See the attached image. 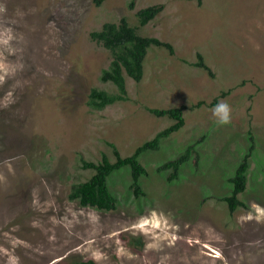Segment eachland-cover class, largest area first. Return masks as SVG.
<instances>
[{
    "label": "rangeland",
    "instance_id": "obj_1",
    "mask_svg": "<svg viewBox=\"0 0 264 264\" xmlns=\"http://www.w3.org/2000/svg\"><path fill=\"white\" fill-rule=\"evenodd\" d=\"M199 1L0 0V264H264V0ZM154 4L165 8L141 26L138 11ZM123 17L175 52L151 46L142 81L126 76L128 99L96 109L92 89L117 88L101 79L112 53L90 34ZM218 96L227 124L213 115ZM182 105L185 126L141 157L144 195L124 168L109 179L116 209L70 199L94 173L83 160L114 159L110 143L133 153L174 122L149 108ZM250 132L246 206L231 212L220 197ZM202 138L199 164L170 183L158 166Z\"/></svg>",
    "mask_w": 264,
    "mask_h": 264
},
{
    "label": "trees",
    "instance_id": "obj_2",
    "mask_svg": "<svg viewBox=\"0 0 264 264\" xmlns=\"http://www.w3.org/2000/svg\"><path fill=\"white\" fill-rule=\"evenodd\" d=\"M135 1L132 0L130 6L134 8ZM100 2V0H98ZM201 4V0L199 1ZM165 8L164 4H154L138 11L140 25L145 26L155 17H157ZM91 38L109 49L112 53L110 67L103 70L101 79L104 82H111L117 88V92H110L93 88L90 93L89 105L96 109H104L106 106L115 104L121 100L128 99V87L126 76L135 81H142L145 74V61L148 50L151 46L167 48L170 53L175 49L172 43L161 40L158 37L143 36L137 31V27L130 25L126 17L118 22H106L102 29L91 32ZM199 61L196 66L204 68L211 76H214L212 68L206 63L203 55L198 54ZM230 91L222 93V97L227 96ZM219 96L210 105H217ZM204 102H199L195 106H200ZM194 105L191 108L195 107ZM189 107L182 105L168 109L149 108V110L158 117H170L174 122L160 131L155 137L138 146L135 151L124 156L120 149L114 143L113 147L115 158L111 159L104 153L102 158L95 161L83 160V167L94 170V173L86 180L75 183L70 192V199L78 200L83 206L94 207L102 211H110L117 208L118 198L110 187V177L113 173L124 168H129L131 172V189L136 196L145 194L142 185V178L149 175V170L141 161L142 155L149 150H158L161 147L162 140L185 126V111ZM202 140H196L190 143L184 152L178 157L171 158L158 166V171H169L168 181L174 182L181 175L183 166L196 158V165L200 162V152L196 151V145ZM250 148L243 157V160L237 166L234 174L229 177L232 184V192L228 196L220 197L221 200L228 203L231 212H234L241 206H246L245 202L239 198L247 188L248 171L250 167V157L256 148V140L253 133L250 132ZM97 170V171H96ZM76 264H97L95 260L89 259L77 262Z\"/></svg>",
    "mask_w": 264,
    "mask_h": 264
},
{
    "label": "clouds",
    "instance_id": "obj_3",
    "mask_svg": "<svg viewBox=\"0 0 264 264\" xmlns=\"http://www.w3.org/2000/svg\"><path fill=\"white\" fill-rule=\"evenodd\" d=\"M213 115L217 118L221 124H227L231 119V108L226 102H219L213 108Z\"/></svg>",
    "mask_w": 264,
    "mask_h": 264
},
{
    "label": "bare ground",
    "instance_id": "obj_4",
    "mask_svg": "<svg viewBox=\"0 0 264 264\" xmlns=\"http://www.w3.org/2000/svg\"><path fill=\"white\" fill-rule=\"evenodd\" d=\"M94 171V170H93ZM97 171V170H96ZM167 230V229H166ZM208 247V246H207ZM211 248V247H210ZM58 252H60V251H58ZM61 260V259H60ZM56 262V261H55ZM188 263H190L188 260L187 261H185V264H188Z\"/></svg>",
    "mask_w": 264,
    "mask_h": 264
}]
</instances>
